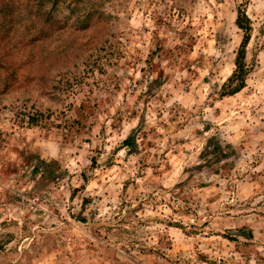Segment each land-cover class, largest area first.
<instances>
[{
    "label": "rangeland",
    "instance_id": "rangeland-1",
    "mask_svg": "<svg viewBox=\"0 0 264 264\" xmlns=\"http://www.w3.org/2000/svg\"><path fill=\"white\" fill-rule=\"evenodd\" d=\"M0 264H264V0H0Z\"/></svg>",
    "mask_w": 264,
    "mask_h": 264
},
{
    "label": "trees",
    "instance_id": "trees-1",
    "mask_svg": "<svg viewBox=\"0 0 264 264\" xmlns=\"http://www.w3.org/2000/svg\"><path fill=\"white\" fill-rule=\"evenodd\" d=\"M236 24L243 32V39L236 52L234 70L224 84V90L228 94L236 93L245 86L246 76L249 72V68L245 62V48L248 41L250 24L249 18L244 11H238Z\"/></svg>",
    "mask_w": 264,
    "mask_h": 264
}]
</instances>
